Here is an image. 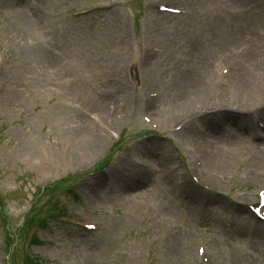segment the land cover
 <instances>
[{
  "label": "rangeland",
  "instance_id": "obj_1",
  "mask_svg": "<svg viewBox=\"0 0 264 264\" xmlns=\"http://www.w3.org/2000/svg\"><path fill=\"white\" fill-rule=\"evenodd\" d=\"M205 63L219 91L237 88L233 67L264 84V0H0L10 234L36 188L70 179L79 197L62 196L68 218L38 231L40 245L21 232L11 258L0 226V264L23 251L41 264H264V103L172 120L182 74L201 85ZM84 122L100 148L67 162L60 128Z\"/></svg>",
  "mask_w": 264,
  "mask_h": 264
},
{
  "label": "bare ground",
  "instance_id": "obj_2",
  "mask_svg": "<svg viewBox=\"0 0 264 264\" xmlns=\"http://www.w3.org/2000/svg\"><path fill=\"white\" fill-rule=\"evenodd\" d=\"M36 54L38 59L41 60V58H43V54L40 52ZM200 67L201 74H204L202 78L204 80L203 84L200 85L193 75L188 77L185 74H182L180 82L177 83L179 91L181 92L180 110L176 112L172 120H180V122L185 123V126H189L193 123H197V121L201 119H196L199 115L211 113V109H214L215 111L221 108L238 111L241 109L251 110L257 107L254 105L264 103L263 82L259 83L252 80H240L242 79L243 74L236 71L235 67H233L234 71L232 76L236 79L237 88H228L225 92L219 91L220 86L218 85V81L220 77H218L214 69L208 63H205ZM185 91L189 92L187 96H185ZM113 115L114 114L109 117L112 120L111 123L116 120ZM208 118L209 116H205V119ZM86 123L79 124L77 130L71 129L70 126L67 128H60L63 136L65 133L68 145L69 156L67 162L69 160L70 163H74L78 160L77 158L86 159L96 153L100 148L101 139L92 137L94 134L92 131L95 129L91 128V126ZM258 136L259 134L255 133L253 137ZM25 151L27 152V155L30 154L31 156L32 151L30 149L26 148ZM43 152L46 157H50L51 159L54 157L44 149ZM225 155H228L227 152L215 150L214 157L224 159ZM41 157V167L42 170H44L48 159H46L42 153Z\"/></svg>",
  "mask_w": 264,
  "mask_h": 264
},
{
  "label": "trees",
  "instance_id": "obj_3",
  "mask_svg": "<svg viewBox=\"0 0 264 264\" xmlns=\"http://www.w3.org/2000/svg\"><path fill=\"white\" fill-rule=\"evenodd\" d=\"M27 226L30 227V223H29V221L26 222V227H27ZM22 263H23V264H37V263H35L33 260H31V259H29V258L24 259Z\"/></svg>",
  "mask_w": 264,
  "mask_h": 264
}]
</instances>
